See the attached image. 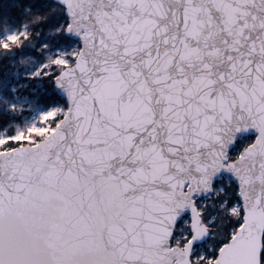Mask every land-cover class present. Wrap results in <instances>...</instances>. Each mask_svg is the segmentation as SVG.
<instances>
[{
	"label": "snow or ice",
	"instance_id": "snow-or-ice-1",
	"mask_svg": "<svg viewBox=\"0 0 264 264\" xmlns=\"http://www.w3.org/2000/svg\"><path fill=\"white\" fill-rule=\"evenodd\" d=\"M34 19L61 98L0 131V264H264V0Z\"/></svg>",
	"mask_w": 264,
	"mask_h": 264
},
{
	"label": "trees",
	"instance_id": "trees-1",
	"mask_svg": "<svg viewBox=\"0 0 264 264\" xmlns=\"http://www.w3.org/2000/svg\"><path fill=\"white\" fill-rule=\"evenodd\" d=\"M53 3V0H0V32L9 24L17 29L23 27L24 31L29 33V38L19 45H14L10 49L0 48V84L11 72V60L26 54L39 57L38 50L44 52L41 45L48 39L47 32L51 21H36L34 18L42 15L47 7L53 6ZM21 81L14 84L16 91L43 106H48L53 98H61L46 76L33 77L28 83ZM4 106L5 104H0V131L7 128L10 133L18 119Z\"/></svg>",
	"mask_w": 264,
	"mask_h": 264
},
{
	"label": "rangeland",
	"instance_id": "rangeland-1",
	"mask_svg": "<svg viewBox=\"0 0 264 264\" xmlns=\"http://www.w3.org/2000/svg\"><path fill=\"white\" fill-rule=\"evenodd\" d=\"M21 32H24L23 27L17 29L12 25L6 24L0 32V41L6 40L9 34ZM38 53L40 54L39 57H35L33 54H26L11 60V72L0 84V104H5L4 107L9 110L10 113H14L18 119V121L14 123L13 130L10 131V133L13 132L16 127H25L30 124L38 115L39 111L46 107L36 103L35 100H31L26 95H21L16 91L14 86L16 82L23 80L21 78H27L23 81L28 83L33 77H38L31 75L45 59L44 52L38 50ZM23 81H21V83H23ZM12 105L16 106L15 109L12 108Z\"/></svg>",
	"mask_w": 264,
	"mask_h": 264
},
{
	"label": "water",
	"instance_id": "water-1",
	"mask_svg": "<svg viewBox=\"0 0 264 264\" xmlns=\"http://www.w3.org/2000/svg\"><path fill=\"white\" fill-rule=\"evenodd\" d=\"M53 1L55 2V0H53ZM54 90L60 96L59 91L57 89H55V88H54Z\"/></svg>",
	"mask_w": 264,
	"mask_h": 264
}]
</instances>
